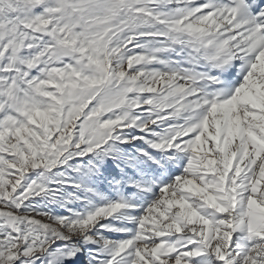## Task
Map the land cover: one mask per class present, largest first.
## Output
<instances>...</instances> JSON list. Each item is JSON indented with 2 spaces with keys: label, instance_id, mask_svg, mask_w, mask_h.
I'll return each mask as SVG.
<instances>
[{
  "label": "snow or ice",
  "instance_id": "obj_1",
  "mask_svg": "<svg viewBox=\"0 0 264 264\" xmlns=\"http://www.w3.org/2000/svg\"><path fill=\"white\" fill-rule=\"evenodd\" d=\"M0 264H264V0H0Z\"/></svg>",
  "mask_w": 264,
  "mask_h": 264
}]
</instances>
